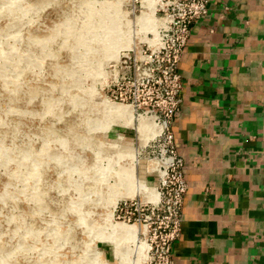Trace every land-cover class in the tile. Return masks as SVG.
Wrapping results in <instances>:
<instances>
[{
  "label": "rangeland",
  "instance_id": "1",
  "mask_svg": "<svg viewBox=\"0 0 264 264\" xmlns=\"http://www.w3.org/2000/svg\"><path fill=\"white\" fill-rule=\"evenodd\" d=\"M169 3L0 0V264L155 263L161 241L144 216L119 209L133 201L147 215L158 200L148 173L159 162L150 147L158 132L149 137L140 121L157 126L151 73ZM107 103L133 118L109 116ZM114 224L139 232L118 234Z\"/></svg>",
  "mask_w": 264,
  "mask_h": 264
},
{
  "label": "crops",
  "instance_id": "2",
  "mask_svg": "<svg viewBox=\"0 0 264 264\" xmlns=\"http://www.w3.org/2000/svg\"><path fill=\"white\" fill-rule=\"evenodd\" d=\"M180 72L189 190L175 262L264 264V0H210Z\"/></svg>",
  "mask_w": 264,
  "mask_h": 264
},
{
  "label": "built area",
  "instance_id": "3",
  "mask_svg": "<svg viewBox=\"0 0 264 264\" xmlns=\"http://www.w3.org/2000/svg\"><path fill=\"white\" fill-rule=\"evenodd\" d=\"M210 0H170L172 7L168 25L162 34V46L151 73L154 86L151 112L161 131L150 145L160 162L159 169L148 171L156 175L159 198L147 206V215L138 203L125 201L121 212L131 208L133 216L145 217V226L161 241L154 264H176L174 245L181 238L185 197L189 183L185 175L186 160L178 152L173 123L184 102V82L180 64L192 35L194 24L209 14Z\"/></svg>",
  "mask_w": 264,
  "mask_h": 264
},
{
  "label": "bare ground",
  "instance_id": "4",
  "mask_svg": "<svg viewBox=\"0 0 264 264\" xmlns=\"http://www.w3.org/2000/svg\"><path fill=\"white\" fill-rule=\"evenodd\" d=\"M41 6V5H40ZM32 8V7H31ZM28 10V9H27ZM120 17V16H119ZM112 19V18H111ZM84 20V19H83ZM86 20V19H85ZM88 22V21H87ZM13 24H14V22H12ZM10 26V25H9ZM70 26H72V25H70ZM8 27V26H7ZM59 27V26H58ZM76 27V26H75ZM85 27V26H84ZM157 28V27H156ZM162 28V27H161ZM166 28V27H165ZM9 29V28H8ZM71 29V28H70ZM122 30V29H121ZM70 32V31H69ZM73 32V31H72ZM75 32V31H74ZM73 32V33H74ZM96 32V31H95ZM123 32V31H122ZM67 33V32H66ZM80 33V32H79ZM97 33V32H96ZM68 34V33H67ZM68 36V35H67ZM73 36V35H72ZM123 36V35H122ZM27 37V36H26ZM87 37H89V35L87 36ZM124 37V36H123ZM30 39V38H29ZM37 39V38H36ZM33 40V39H32ZM98 40V39H97ZM115 40V39H114ZM120 40V39H119ZM157 40V39H156ZM31 41V40H30ZM39 42V41H38ZM83 42V41H82ZM3 44V43H2ZM114 44V45H113ZM112 44V46L109 48V51H108V53H107V55L109 54V52H110V54H111V52H113L114 50H115V48L118 46V44L116 43H113ZM43 46H45V45H43ZM72 46V45H71ZM76 48H77V46H76ZM1 49V48H0ZM111 49V50H110ZM37 50V49H36ZM16 51V50H15ZM14 51V52H15ZM19 52V51H18ZM32 52V51H31ZM2 53V52H1ZM23 53V52H22ZM72 53V52H71ZM18 54V53H17ZM21 54V53H20ZM29 54V53H28ZM1 55V54H0ZM21 55H23V54H21ZM20 55V56H21ZM25 55V54H24ZM37 55V54H36ZM19 56V57H20ZM31 56V54L29 55V57ZM7 57V56H6ZM72 57V56H71ZM114 57V56H113ZM32 58V57H31ZM39 59V58H38ZM26 60V59H25ZM40 60V59H39ZM32 61H33V58H32ZM13 63H14V61H13ZM51 63V62H50ZM24 64V63H23ZM37 64H38V62H37ZM12 65V64H11ZM53 65V64H52ZM13 66V65H12ZM16 66V65H15ZM58 69V68H57ZM57 71V70H56ZM55 72V71H54ZM9 73V72H8ZM106 74V73H105ZM116 76V75H115ZM3 77V76H2ZM106 77H107V75H106ZM7 78V77H6ZM9 78H10V76H9ZM104 78H105V76H104ZM107 78H105V79H103V80H106ZM40 80V79H39ZM102 80V82H104ZM33 81V80H32ZM107 81V80H106ZM6 82H8L7 80H6ZM97 82V81H96ZM96 82H94V83H96ZM27 83V82H26ZM29 85V84H28ZM31 85V84H30ZM97 85V84H96ZM17 86V85H16ZM23 87V86H22ZM37 88V87H36ZM35 88V89H36ZM10 89V88H9ZM39 90V89H38ZM12 91V90H11ZM31 91V90H30ZM8 92V91H7ZM34 92V91H33ZM92 92V91H91ZM15 93H16V91H15ZM11 94V93H10ZM21 94V93H20ZM35 95V94H34ZM38 95V94H37ZM87 95V94H86ZM20 96V95H19ZM27 96V95H26ZM41 96V95H40ZM83 96V95H82ZM12 97V96H11ZM28 97V96H27ZM48 97V96H47ZM81 97V96H80ZM84 97V96H83ZM26 98V97H25ZM75 98H76V96H75ZM74 98V99H75ZM77 98H79V97H77ZM86 98V97H85ZM85 98H84V100H85ZM8 99V98H7ZM12 99V98H11ZM22 99V98H21ZM20 99V100H21ZM87 99V98H86ZM2 100V99H1ZM79 100V99H78ZM81 100H82V98H81ZM94 100V99H93ZM43 101V100H42ZM28 102V101H27ZM79 102V101H78ZM6 103V102H5ZM20 103V102H19ZM106 103V102H105ZM41 104V103H40ZM22 105V104H21ZM42 105V104H41ZM96 105V104H95ZM110 105V106H109ZM17 106V105H16ZM22 106H26V105H22ZM101 107V106H100ZM104 107H105V109H106V112L108 113V115L110 116H112V117H117V118H121V119H126L127 121L128 120H131V117L133 118V111L131 110V108L130 107H128V106H125V105H116V104H108L107 103V105L106 104H104ZM16 108V107H15ZM20 109V108H19ZM40 109H41V107H40ZM100 109V108H99ZM104 109V108H103ZM21 110V109H20ZM14 111V110H13ZM41 111V110H40ZM42 114V113H41ZM1 115V114H0ZM14 117V116H13ZM5 118V117H4ZM16 118V117H15ZM23 118V117H22ZM99 118V117H98ZM0 119H1V117H0ZM10 119V118H9ZM142 119V118H141ZM27 121V120H26ZM1 122V121H0ZM33 122V121H32ZM48 123H50V122H48ZM83 124V123H82ZM140 124H141V128H142V130L144 131V133H148V131H149V133H148V136L149 137H151V135H153V134H156L157 132L159 133L160 131H161V127L160 126H158L157 124V126L155 127L152 123H149L148 122V120L147 119H142L141 121H140ZM71 125V124H70ZM69 125V126H70ZM12 127V126H11ZM20 127V126H19ZM79 127V126H78ZM83 127V126H82ZM7 128V127H6ZM47 128V127H46ZM149 128V129H148ZM8 129V128H7ZM56 128H54L53 130H55ZM46 130V129H45ZM52 130V129H51ZM74 130H75V128H74ZM47 131H48V129H47ZM61 131V130H60ZM20 132H22V131H20ZM36 132V131H35ZM54 132V131H53ZM9 133V132H8ZM147 133H146V135H147ZM22 134V133H21ZM63 134V133H62ZM18 135V134H17ZM66 135V134H65ZM70 136V135H69ZM82 136V135H81ZM147 136V137H148ZM65 137V136H64ZM72 137H74V136H72ZM9 138V137H8ZM76 138V137H75ZM78 138V137H77ZM18 141V140H17ZM93 141V140H92ZM49 142V141H48ZM58 142V141H57ZM70 142V141H69ZM100 142V141H99ZM20 143V142H19ZM24 143V142H23ZM52 143V142H51ZM59 143V142H58ZM101 144V143H100ZM20 145V144H19ZM22 145V144H21ZM20 145V146H21ZM26 146V145H25ZM95 146V145H94ZM18 147V146H17ZM15 148V147H14ZM25 148V147H24ZM28 148H29V145H28ZM28 150V149H27ZM34 150V149H33ZM1 152V151H0ZM58 152V151H57ZM20 153V152H19ZM47 153V152H46ZM54 153V152H53ZM62 153V152H61ZM60 153V154H61ZM48 154V153H47ZM60 154H59V156H60ZM2 155V154H1ZM65 155V154H64ZM4 156V155H3ZM65 156H67V155H65ZM2 157V156H1ZM45 158V157H44ZM77 163V162H76ZM56 164V163H55ZM158 165L160 166V162H158ZM158 165H150V169L152 168H155V169H159V167H157ZM20 168V167H19ZM49 168V167H48ZM56 168V167H55ZM89 168H90V166H89ZM93 168V167H92ZM38 169V168H37ZM10 170V169H9ZM22 170V169H21ZM46 170V169H45ZM88 170V168L86 167V165H83V166H76V168L74 169V174H79V173H82V172H85V171H87ZM91 170V169H90ZM89 170V171H90ZM16 171H17V169H16ZM149 171V170H148ZM6 172V171H5ZM43 172V171H42ZM11 173V172H10ZM44 173V172H43ZM70 174V173H69ZM88 174V173H87ZM32 175H33V173H32ZM89 175V174H88ZM38 176V175H37ZM50 176V175H49ZM35 177H36V175H35ZM85 177V176H84ZM48 178V177H47ZM59 179V178H58ZM62 179V178H61ZM92 179V178H91ZM10 180V179H9ZM13 180V179H12ZM98 180V179H97ZM59 181V180H58ZM91 181V180H90ZM93 181V180H92ZM57 182V181H56ZM65 182V181H64ZM94 182V181H93ZM39 183H41V182H39ZM45 183V182H44ZM49 183V182H48ZM92 183V182H91ZM144 183V182H143ZM42 184V183H41ZM62 184H63V182H62ZM69 184V183H68ZM84 184V183H83ZM88 184V183H87ZM64 185H66L67 186V184H64ZM97 185V184H96ZM146 185V184H145ZM157 185V184H156ZM155 186V185H154ZM153 186V187H154ZM15 188V187H14ZM40 188V187H39ZM51 188V187H50ZM143 188L145 189V186H144V184H143ZM13 189V188H12ZM90 189V188H89ZM89 189H87V190H89ZM93 189H95V188H93ZM98 189V188H97ZM102 189V188H101ZM150 191H152V195H153V198H155L154 200H157L158 198H159V194H158V191H157V189L156 188H151V189H149ZM4 191V190H3ZM49 191V190H48ZM106 191V190H105ZM5 193V192H4ZM12 193V192H11ZM17 193V192H16ZM43 193V192H42ZM42 193H41V195H42ZM46 193V192H45ZM105 193V192H104ZM111 193V192H110ZM44 194V193H43ZM49 194V193H48ZM106 194V193H105ZM40 195V196H41ZM47 195V194H46ZM12 196H10V198H11ZM34 197V196H33ZM100 197V196H99ZM104 197V196H103ZM13 198V197H12ZM41 198V197H40ZM65 198V197H64ZM63 198V199H64ZM107 198V197H106ZM8 199V198H7ZM37 199V198H36ZM42 199V198H41ZM34 200V199H33ZM69 200V199H68ZM117 200V197L114 199V198H112V201L111 202H114L115 203V201ZM17 201V200H16ZM20 201V200H19ZM49 201V200H48ZM8 203H10V202H8ZM21 203V202H20ZM20 203H18V204H20ZM46 202H44V204H45ZM51 203V202H50ZM50 203H48V204H50ZM43 203L41 204V205H44ZM46 205H47V203H46ZM51 205H52V203H51ZM63 205V204H62ZM67 205H69V204H67ZM17 208H18V206H17ZM37 208V207H36ZM44 208V207H43ZM46 208V207H45ZM58 208V207H57ZM26 209V208H25ZM24 210V209H23ZM27 210V209H26ZM82 210V209H81ZM52 211V210H51ZM59 212H60V210H59ZM69 213V212H68ZM54 214V213H53ZM60 214H62V213H60ZM57 215H59V214H57ZM54 216V215H53ZM35 220V219H34ZM33 220V221H34ZM20 221H22V219L20 220ZM24 221V220H23ZM23 223V222H22ZM96 224V223H95ZM37 227V226H36ZM113 229L115 230V232L116 233H118V234H124V233H130L132 236H133V233H137V232H139V228L137 229V228H135V227H128V226H124V225H121V224H118V226L117 225H113ZM67 237V236H66ZM61 238V237H60ZM2 239V238H1ZM23 239V238H22ZM22 239H21V241H22ZM28 239V238H27ZM22 243H24V241H22ZM21 243V245H23ZM25 243H27L26 241H25ZM2 244V243H1ZM30 244V243H29ZM27 245V244H26ZM43 245V244H42ZM8 246V245H7ZM24 246V245H23ZM49 246V245H48ZM9 247V246H8ZM41 247V246H40ZM144 247V246H143ZM2 248V247H1ZM42 248V247H41ZM52 248V247H51ZM145 248V247H144ZM147 248L148 247H146V249H145V251H147ZM6 251V250H5ZM3 254H4V252H3ZM144 255H145V252H144ZM84 256V255H83ZM141 256V255H140ZM7 259V258H6ZM8 260V259H7ZM18 261V260H17ZM16 261V263H18ZM50 261V260H49ZM13 262V261H12ZM53 262V261H52ZM14 263V262H13ZM48 263H50V262H48ZM78 263V262H77ZM15 264V263H14Z\"/></svg>",
  "mask_w": 264,
  "mask_h": 264
}]
</instances>
